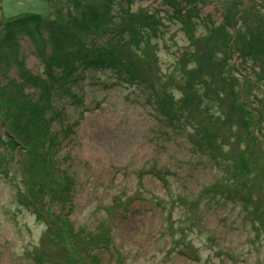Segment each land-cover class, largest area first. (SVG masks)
<instances>
[{
    "label": "rangeland",
    "instance_id": "1",
    "mask_svg": "<svg viewBox=\"0 0 264 264\" xmlns=\"http://www.w3.org/2000/svg\"><path fill=\"white\" fill-rule=\"evenodd\" d=\"M82 8L0 0V264H264V0H116L109 21ZM148 13L164 27L144 39ZM75 24L89 31L62 34ZM129 33L133 52L115 43ZM98 55L144 78L80 62ZM63 65L81 77L43 133L33 100Z\"/></svg>",
    "mask_w": 264,
    "mask_h": 264
},
{
    "label": "trees",
    "instance_id": "2",
    "mask_svg": "<svg viewBox=\"0 0 264 264\" xmlns=\"http://www.w3.org/2000/svg\"><path fill=\"white\" fill-rule=\"evenodd\" d=\"M92 1H94V3H88V1H85L84 5H83L82 3H80L79 0H77V2L81 5V7L83 6L82 9L84 10L85 13H89V11H91V13L94 12V14L96 15V18H98V16H101L103 19H106V21H109L110 18H111L109 16L111 14H109V12H108V11H110L109 7H110V5L112 6L113 1H114V3H116V0H92ZM100 7L102 9H100ZM125 7H127V6H125ZM177 9H174L175 10V14L178 17H180V20L182 21L186 17L185 15H187V14H186V12H182V10H183L182 8L179 11ZM126 11H127V9H126ZM152 15H153L152 13H150V14L148 13V15L146 17V25L143 26V29H142V30H147V28H149V31L146 32V34L140 32V35L142 37H144L143 34H145L144 39L145 38L150 39L151 37H154V36L157 37V36H159L162 33L164 24L163 23H158L157 22L158 18L155 19V20H151L150 17H152ZM89 17H91V15ZM131 17H132V21H131V23L129 25L126 26L127 27L126 30L127 31L131 30V32H135L136 27H132V25L136 23L137 17L134 16V15H132ZM86 20L87 19L85 18L84 22ZM16 21H18V20H16ZM32 21L35 24H37V22H40L42 20H32ZM159 25H161V27ZM32 26H38V25L32 24ZM89 27H90V25H87V24H84V25L75 24L73 26V28H70L66 32H62V34L63 35H69L70 37H77L78 36V38L81 39L82 37L79 36V35H83L84 31H85V33L87 31H89L88 30ZM152 29H153V31H152ZM187 29H189V26L186 27V29H184V31H187ZM10 31H11V29H10ZM10 31L7 32V35L0 36V38H1L0 42L2 40H4L6 38V36L11 34ZM90 32H92V31L90 30ZM56 35L60 36V33L57 34V32H56ZM152 35H154V36H152ZM140 37H137V35H136V36H134L132 38L131 33H129V34L125 35V36L119 37L115 41V43L118 44L119 46H121V48L123 50L129 49L131 52H133V50H134L133 46L136 45L138 42L141 43L140 42ZM8 40H10V37L8 38ZM193 51H194V49L192 50V52ZM89 52H91V51H89ZM90 54H93V53L91 52ZM1 56H2V53H0V57ZM16 58H17V56H16ZM9 59H11V58L0 59V61L5 64V62H8ZM252 59L255 60V63L258 66V70L264 69V62L261 59H259V58L258 59L257 58H252ZM80 62H85V63L89 64V65H87L88 67L92 66V65L93 66L105 65L107 67H109V66L110 67H115L114 69H112L113 70L112 72L115 73L116 77L118 76V78H120L118 80H123L124 81L123 76H122L123 73H128V74L132 75L133 77L135 76L134 78H144L141 75H138V74L135 75L136 72H134L133 70L127 69V68L119 70L117 63L109 55H98V56L92 57V58L87 59V60L86 59L80 60ZM2 63H0V64H2ZM25 70L29 71L28 69H25ZM76 71H77V67L76 66L67 67L66 65H63L62 66V74L60 76H55L54 75V80L52 81V86L51 87H48L46 85H39V87L42 89V91H41L42 93L39 95V98L37 100H33V101H37L38 102V106H35V107H37V110H35L34 112L32 111L31 114L33 115V117L29 118V122H28L30 125H33V129L34 128L39 129L40 126H43V129L41 130L43 133H47V132H49V130H50V132H53L52 129H50L49 126H48V124H50L49 118H51V116L57 117V115H59V114L62 115V111H60V110L57 111L55 108L53 109V106L51 107V104L53 103V95L55 93H57V92H60L61 94H64V92H65L64 89L65 88H62V86H61L62 82H63L64 85H66L67 82L70 83V81L76 80L77 78L81 77V75H78ZM49 72H51L53 74V72L51 70L50 71L49 70L46 71L45 73H47L48 77H50V74H48ZM37 77H39V76H37ZM46 80L49 81L48 78ZM172 80H173V82H176L174 77H173ZM41 82H45V81L42 78H40V77L36 78V83H41ZM133 82H136V81L134 80ZM178 82L179 83H178L177 87L180 89V87L182 86L181 83H183V81L182 80H178ZM167 94L168 93L166 92L165 95H167ZM165 95H163V96H165ZM30 100H32V97L29 98L27 96V94L24 93L22 90L19 93L17 92L15 97H13V104H14L13 107H15V108L12 107L13 108L12 111L14 112V114L17 117L20 116L21 110L23 108H25L26 106H28ZM170 101H171V99H169V97H167V96L164 97V98L161 97L159 99V103L157 104V106H158L159 109H161L163 107L165 108L167 106L171 107L173 105V101L172 102H170ZM192 101H194V100H192ZM42 104H44V105H42ZM176 104L177 105L174 104V107L176 109V113L177 114H181L183 109L179 106L178 102H176ZM49 111L52 112L51 113L52 115H48L47 116V112H49ZM171 118L173 119L174 117L171 116ZM6 131L8 132V129H6ZM9 135L12 136V133H9ZM49 144H50L49 146H51L52 143H49ZM221 152H222V150H221ZM234 178H236L235 174H234ZM217 187H218V185H217ZM89 258L92 260V262L94 264H99L98 256L95 255L94 253H90Z\"/></svg>",
    "mask_w": 264,
    "mask_h": 264
}]
</instances>
